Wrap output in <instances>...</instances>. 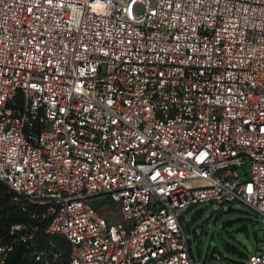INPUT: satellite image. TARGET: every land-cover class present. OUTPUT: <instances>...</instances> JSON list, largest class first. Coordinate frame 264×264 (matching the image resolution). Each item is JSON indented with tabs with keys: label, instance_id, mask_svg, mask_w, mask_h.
I'll return each mask as SVG.
<instances>
[{
	"label": "built area",
	"instance_id": "built-area-1",
	"mask_svg": "<svg viewBox=\"0 0 264 264\" xmlns=\"http://www.w3.org/2000/svg\"><path fill=\"white\" fill-rule=\"evenodd\" d=\"M0 187V264H197L191 207L264 221V0H0Z\"/></svg>",
	"mask_w": 264,
	"mask_h": 264
},
{
	"label": "rangeland",
	"instance_id": "rangeland-1",
	"mask_svg": "<svg viewBox=\"0 0 264 264\" xmlns=\"http://www.w3.org/2000/svg\"><path fill=\"white\" fill-rule=\"evenodd\" d=\"M228 208L215 210L204 203L182 215L183 230L197 264H247L264 240V221L255 211L235 203L224 214ZM102 213L110 218L117 211L110 206Z\"/></svg>",
	"mask_w": 264,
	"mask_h": 264
},
{
	"label": "trees",
	"instance_id": "trees-1",
	"mask_svg": "<svg viewBox=\"0 0 264 264\" xmlns=\"http://www.w3.org/2000/svg\"><path fill=\"white\" fill-rule=\"evenodd\" d=\"M10 197L7 194L6 190L0 187V240L5 242L8 240V231L12 225L20 224L25 221V216L21 215L15 208L10 205ZM37 245L36 249L49 248L50 241L43 237L41 231H38L36 234ZM39 242L41 244H39ZM52 243L60 249L67 250V244L63 239L55 238L52 240ZM6 264H40L34 262L29 257V251L26 250L23 246H17L14 251L10 254L7 259Z\"/></svg>",
	"mask_w": 264,
	"mask_h": 264
},
{
	"label": "water",
	"instance_id": "water-1",
	"mask_svg": "<svg viewBox=\"0 0 264 264\" xmlns=\"http://www.w3.org/2000/svg\"><path fill=\"white\" fill-rule=\"evenodd\" d=\"M231 211V208L229 207L225 212H224V214H227V213H229ZM214 222V221H213Z\"/></svg>",
	"mask_w": 264,
	"mask_h": 264
}]
</instances>
